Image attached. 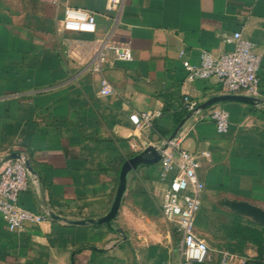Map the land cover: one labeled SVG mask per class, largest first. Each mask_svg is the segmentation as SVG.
Returning a JSON list of instances; mask_svg holds the SVG:
<instances>
[{"label":"crops","instance_id":"1","mask_svg":"<svg viewBox=\"0 0 264 264\" xmlns=\"http://www.w3.org/2000/svg\"><path fill=\"white\" fill-rule=\"evenodd\" d=\"M107 3L0 0V165L12 153L28 161L29 186L18 201L48 215L21 232L0 215V264H172L171 248L155 242L160 164L149 148L174 132L184 94L199 104L223 94L214 78L187 81L183 61L230 49L225 34L255 42L259 95L255 105L217 103L230 115L223 134L209 107L184 117L182 146L210 152L198 169L204 184L219 178L228 138L248 119L264 120V0H123L117 22ZM65 7L94 13L96 32L63 31ZM110 32L111 41L128 42L132 58L109 52L97 69ZM103 83L111 96H100ZM154 110L161 115L150 127L129 121L132 111ZM88 218L96 222H69ZM244 255L255 257L256 248Z\"/></svg>","mask_w":264,"mask_h":264},{"label":"built area","instance_id":"2","mask_svg":"<svg viewBox=\"0 0 264 264\" xmlns=\"http://www.w3.org/2000/svg\"><path fill=\"white\" fill-rule=\"evenodd\" d=\"M123 0H108L107 10L114 13V20L121 9ZM60 28L63 31L95 33L97 30L95 14L81 8L65 7ZM108 34L98 52L95 67L99 69L108 61L109 52L113 60L127 61L132 51L125 40L111 41ZM222 41L231 48L219 54L201 50L199 63L183 61L186 80H210L214 78L227 94L259 95V70L261 57L256 52V44L244 38L240 31L222 36ZM183 56V51L179 52ZM114 89L103 83L100 96H111ZM182 109L188 113L199 111V102L188 94L182 96ZM161 115L160 110L138 113L132 111L128 118L136 128L150 127L152 120ZM208 117L215 131L223 134L230 125L229 112L217 103L211 105ZM186 133L180 129L173 138L164 139L155 146L160 154L158 173V196L162 217L171 223L179 236L177 249L183 262L180 264H206L210 261V248L206 240L196 230V215L201 207L204 182L198 175L202 160L210 158L207 150H188L182 146ZM26 159L22 156L5 160L0 165V215L11 232H21L30 223H40L48 218L47 213L35 212L18 201L21 192L28 189ZM217 264H247L250 259L234 254L230 249H222ZM234 257V259H232ZM141 264V263H137Z\"/></svg>","mask_w":264,"mask_h":264},{"label":"rangeland","instance_id":"3","mask_svg":"<svg viewBox=\"0 0 264 264\" xmlns=\"http://www.w3.org/2000/svg\"><path fill=\"white\" fill-rule=\"evenodd\" d=\"M228 141V155L217 164L219 178L205 184L202 204L196 215V230L210 248V261L206 264H217L222 249L245 256L244 252L254 247L246 244L242 254L235 250L238 244L230 238L234 230L252 228L257 222L223 207L219 203L221 199H247L264 208V120L257 117L248 119ZM155 232L157 246L160 249L165 246L171 248L170 262H183L177 249L179 236L173 225L160 214L156 217Z\"/></svg>","mask_w":264,"mask_h":264},{"label":"water","instance_id":"4","mask_svg":"<svg viewBox=\"0 0 264 264\" xmlns=\"http://www.w3.org/2000/svg\"><path fill=\"white\" fill-rule=\"evenodd\" d=\"M222 101H238V102L248 103L251 105H255L257 103V99L253 96H248V95H244V94L223 93V94L211 96L206 101L202 102L200 104L199 108L205 109V108H208L215 103L222 102ZM183 123H184V120L178 124V126L175 128L174 132L169 136V139L174 137V135L182 127ZM149 149H151L156 154L157 158L160 159V154L157 151V149L155 148V146H152ZM19 157H20L19 154L12 153L11 155H9L6 158V160L15 159V158H19ZM25 166H26V169L28 171H31V168L29 166L28 161L25 162ZM219 203L223 207L229 209L232 212H235V213H238L240 215L249 217L253 221H255L261 225H264V208L263 207H260L256 204L250 203V202L245 201V200H235V199H228V198L221 199ZM117 205H118V203L116 204V207H117ZM50 216L55 217L52 213H50ZM69 222L74 223V224L83 225V224H87V223H95L96 220H94L92 218H88V219H81V220H72Z\"/></svg>","mask_w":264,"mask_h":264},{"label":"trees","instance_id":"5","mask_svg":"<svg viewBox=\"0 0 264 264\" xmlns=\"http://www.w3.org/2000/svg\"><path fill=\"white\" fill-rule=\"evenodd\" d=\"M199 106L200 105H198V107ZM187 114L188 112L185 110H182V112L178 114L175 127L178 126ZM254 225V227L248 229L241 227L235 229L230 238L238 244V247L236 246L235 250L240 254L243 253L246 244H251L256 248L257 255L250 258L247 261V264H264V231L259 230L258 227L260 226L261 229H264V226L257 223H254Z\"/></svg>","mask_w":264,"mask_h":264}]
</instances>
